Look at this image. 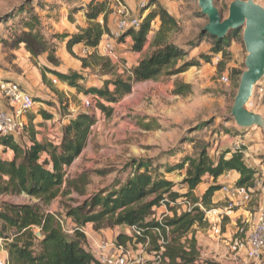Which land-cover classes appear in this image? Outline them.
Here are the masks:
<instances>
[{
  "label": "trees",
  "instance_id": "16d2710c",
  "mask_svg": "<svg viewBox=\"0 0 264 264\" xmlns=\"http://www.w3.org/2000/svg\"><path fill=\"white\" fill-rule=\"evenodd\" d=\"M153 5L156 7L145 15L140 27L128 30L120 38L123 40L131 35L134 41L132 50L141 52L153 31V23L157 19L161 22L159 29L152 36L151 52L132 68L127 78L117 75L112 60L97 51L103 36L110 33L108 26V18L112 14L110 2L90 0L84 7H80L85 11L88 26L79 28L77 33L65 36L68 39L67 51L81 60L84 69L90 68L93 71L95 67H99L102 75L112 74L111 78L104 79L101 87L82 86L80 81L85 77L77 70L70 69L64 73L52 68L61 64L56 56L55 47L35 30L33 24H29L28 29L22 30L15 37L12 48H20L24 44L32 58L36 59L46 54L47 61L52 65V67L43 65L40 68L46 85L53 86L47 75L53 74L79 92L95 95L98 98L97 107L109 116L114 108L108 104L116 103L130 94L134 82L157 80L164 73L167 75L183 73L191 67L201 66V59L211 62V57L207 54L201 55L200 60H185L188 51L170 39L171 34L179 28V21L169 10L159 0H150L141 9V14ZM100 17H103V22L98 20ZM70 19L73 21L72 15ZM241 32L240 28H236L221 38L211 36L213 43L211 52L222 55L218 63L219 72L224 71L226 62L232 56L230 51L232 42L235 38L241 37ZM206 34L207 32L203 30L200 38ZM80 43L96 50L88 56H80L74 51V46ZM180 61L184 62L178 65ZM232 73L237 79L243 71L233 69ZM192 92L191 84L182 80L175 81L173 89L175 95L186 97ZM41 113L46 119L53 117L44 111ZM95 123L94 116L79 112L63 127L62 139L58 145L52 142H39L34 130L29 128V123L26 127L27 135L32 141L29 147L26 143L16 142L13 136H0V144L14 152L12 160L0 159V194H26L37 199L35 203H4L0 210L2 222L0 239L6 242L9 264H100L86 248L87 237L81 229L88 223L93 224L96 231L115 227L130 229V234L123 229L114 239L124 248L128 246L137 248L139 243L148 242L144 250L149 254L155 252L159 257L137 264H217L210 261L201 262L196 231L209 227L206 211L218 207L213 202V197L222 189V185L211 184L202 196H198L195 190L206 175L216 182L221 175L233 170L240 174L238 185L254 187L257 171L246 164L243 151L227 150L214 160L209 154L208 147L203 145L196 156L186 155L181 161L170 166L169 172L186 168V177L182 181V185L186 186L185 192L177 190L176 184L163 176L154 178L147 171L150 161L134 159L135 173L127 178L125 183L116 189L96 192L83 203L68 207L66 217L75 223L73 233L64 229L59 213L44 209V205H49L61 194L70 193L73 188L82 194L85 193L83 178H86V174L73 181H68L65 176L69 167L87 146ZM204 125L200 123L195 128ZM142 128L150 130L151 125L142 123ZM231 131L229 128L225 129L226 133ZM230 152L231 155L227 157ZM44 153H47L49 158L42 160ZM180 200L188 201L190 207L181 210ZM161 204L167 206L171 215L164 214L159 219L154 208ZM223 220H226L225 216ZM5 228L13 232L7 235L4 233ZM135 230H140L142 235H136Z\"/></svg>",
  "mask_w": 264,
  "mask_h": 264
},
{
  "label": "rangeland",
  "instance_id": "374dc122",
  "mask_svg": "<svg viewBox=\"0 0 264 264\" xmlns=\"http://www.w3.org/2000/svg\"><path fill=\"white\" fill-rule=\"evenodd\" d=\"M89 1L0 0V68L4 69L17 59V53L21 47L12 48L13 41L22 30L28 29L29 24H33L35 30L39 31L55 47L56 56L62 63L58 53L64 47L67 39L65 36L70 34L67 27L73 22L70 15L74 20L79 11H84L80 7H84ZM149 1L147 0L146 3L148 4ZM159 1L174 13L179 21V28L171 34L170 39L188 51L185 60H200L201 55L207 54L211 57V62L201 59V66L191 67L183 73L176 75L164 73L157 80L134 82L130 94L116 103L108 104L114 108L109 116L97 107L98 98L93 94H86L75 89L74 92L68 90L67 94L55 97L57 103H54V111L62 116L61 119H72L73 114L85 112L94 116L96 120L87 146L67 170L68 181L76 180L86 174V178H83L85 193L82 194L73 188L70 193L61 194L49 205H44L46 211L60 214L59 219L69 233H73L75 223L66 217L68 207L83 203L96 192L116 189L120 184L125 183L127 178L135 173L134 159L150 161L147 171L154 178L163 176L173 181L176 189L182 192L186 190V186L182 185L186 177V168L172 172H169L168 168L181 161L186 155L196 156L203 145L207 146L208 151L211 152V145L219 140L222 132L226 133L225 129L235 130L231 124L227 123H236L231 117V111L241 78L237 76V79L239 78L237 80L232 70L244 71L246 69L247 51L243 41V28H241V37L235 38L232 42L230 48L232 56L226 62L224 71L219 72L218 63L222 55L211 52L213 44L211 35L207 33L200 38V33L204 30L208 19L200 14L198 0ZM232 1L234 0H214L223 18L228 16ZM255 1L264 6V0ZM136 7L137 10L140 9L138 0H136ZM155 7L153 5L149 9ZM158 20L153 23V26L158 25ZM119 41H124V39ZM44 62L52 67L48 61ZM112 62L117 75L127 78L131 74L132 68L127 65L126 59L119 57V59H113ZM183 62L180 61L178 65ZM45 63L39 58L37 61L33 60V64L39 68L41 65H46ZM12 68L19 69L16 65L14 67L12 65ZM100 72L93 69L88 74H83L85 78L80 81L81 85L85 87L97 85L98 87L100 84L97 80H99ZM224 72L229 73V83L221 81ZM111 76L112 74L105 75L106 78H111ZM185 77L193 87V92L190 94L192 97H189L190 95L183 97L173 93L175 81H183ZM221 93L226 95L224 111H221V104L214 100L216 95H221ZM2 98L4 99L3 96ZM88 101L90 102L87 103ZM248 106L253 111L264 114V77L255 85ZM142 123H149L151 129L142 128ZM200 123L205 125L195 128ZM44 159L46 158H42ZM183 173L185 176L182 177ZM206 182L204 178L202 184ZM35 202L37 199L26 194L3 196L0 194V210L4 203ZM154 209L159 219L164 211H168L165 204L156 206ZM115 229L117 227L112 229L114 234L116 231L121 232V229ZM205 230L209 233L207 228ZM5 232L9 235L13 231L5 228ZM2 243L6 247L4 239ZM129 249L132 251L128 257L129 264L145 263L155 259L152 256L153 253L149 254L144 249L134 247Z\"/></svg>",
  "mask_w": 264,
  "mask_h": 264
},
{
  "label": "crops",
  "instance_id": "0c3cea01",
  "mask_svg": "<svg viewBox=\"0 0 264 264\" xmlns=\"http://www.w3.org/2000/svg\"><path fill=\"white\" fill-rule=\"evenodd\" d=\"M124 1L135 12H139L136 7V0ZM140 1L147 2V0H138V2ZM149 11L150 9L145 11L144 15H146ZM169 12L173 14V16L176 18V15H174V13H172L171 11ZM98 20L100 22H103V17H100ZM159 24L160 21L158 20V25L153 26V31L150 33L148 42L146 43L144 49L141 52H136L132 50L134 41L131 35L126 36L124 38V41H117L115 43V46L117 49L118 57L126 59L127 65L131 68L137 66L138 63L150 52L152 36L154 35L155 31L159 29ZM87 26L88 20L85 15V11H79L78 14L75 15V19L73 20V22L67 25L70 34L77 33L79 31V28H85ZM108 26L110 30H114L116 28V18L112 14L108 18ZM67 40L68 39H66V42L64 43V47L60 50L61 53H58V56L61 58L62 63L59 66L52 68L64 73H67L70 69L77 70L85 75L88 74V72H91L90 68L84 69L82 67L81 60L70 55L66 47ZM95 50V48H89L83 43L74 46L75 53L80 56H88ZM97 51L100 55L107 57L104 51L102 50L100 44L97 47ZM17 55V59L13 60L11 64H9V66H6L4 69L0 68V80L9 79L18 82L26 91L33 95V97L37 100V106H34L33 109L27 114V124L29 123V128L34 130L36 139L39 142H52L58 145L60 144L62 139L63 127L68 124L71 119H61L62 116L58 115L57 111H54V103H57L55 97L57 98L58 96H63L64 93L67 94L68 90L70 92H74L75 88L70 87L67 83L62 82L59 79V82L57 84H53V86L51 87L43 82L41 70L39 66H35L33 64V59L37 61V59L39 58L40 60H43V63H45L44 61H47L46 54L39 56L37 59L32 58L31 53L27 51L25 45L23 44ZM109 59L113 60L112 58ZM12 65L13 67L14 65H16V67L19 69L17 70L12 68ZM94 69L100 71L99 67H95ZM213 69H216L215 66ZM228 74L229 73L227 72L223 73V75ZM47 75L49 81H52L53 78H56V76H54L53 74ZM104 79H106L105 75H102L100 72L99 80H97L98 84H100L98 85V87H101L103 85ZM183 81L185 83L191 84V82L188 81L186 77L183 79ZM93 86L97 87V85ZM225 96L226 95L224 93H221V95L218 94L214 98V100H216L218 104H221V111L225 110ZM189 97H192V95H190ZM49 102H52L53 104L50 105ZM6 108H8V104L2 98L0 92V110H4ZM41 111L52 114L53 117L50 119H46L45 116L41 113ZM261 114L264 116L263 113ZM76 116L77 113L73 114V116L71 117L75 118ZM227 124H231V126L235 128L237 132L235 130H232L230 133L222 132L219 140H216L211 145L212 151L209 152L210 156L214 160H217L223 152L227 150L234 152L236 145L242 143L245 148V162L249 167H252L257 171L256 178L257 180L263 182V187L262 185H259L258 188L255 189V192L253 193V201L249 206L236 207L235 210L226 211V215H224L226 220H222L223 235L220 239L210 236L205 229H197L196 239L201 252V262L203 263V261H210L217 264H264V253L261 259L249 260L247 258L246 249H243L238 253L234 252L231 249V242L237 232L238 224L251 220V213L256 214L259 212H264V131L260 127L257 128L255 126L250 128H241L236 123H234L235 125L230 122ZM14 139L18 143H26L28 147L32 144V141L27 135V132L22 137H14ZM231 152L228 153L227 157L231 155ZM13 158L14 152L11 149H5L4 146L0 144V159L12 160ZM42 158H49V155L45 153L43 154ZM183 176H185V173L182 174V177ZM204 178H206L207 182L205 184L201 183L202 185L200 184L195 190V193L198 196H202V194L211 184L217 183L221 185H226L230 183H237L238 179L240 178V174L235 170L229 171L221 175L216 180V182H214V179L209 175H206ZM185 191L186 190L184 189V191L182 192ZM1 195L3 196L4 194ZM227 200L228 197L222 189L217 191L213 197V202L220 207L218 208V210L221 211V214L225 213L223 207L226 204ZM164 214L171 215V212L164 211L162 213V216ZM250 226L251 224H248L246 226V229H250ZM84 228L88 233H90V236L93 234L92 237L98 240H114L117 234L119 233V231H116V233L114 234L112 229L96 231L93 228V224L90 223L85 225ZM118 229H124L128 234L131 233V230L128 228L125 229L122 227H117V229L115 230ZM91 243L92 241L88 237L86 248L95 256L94 250H92ZM2 255L7 256L8 253L3 252Z\"/></svg>",
  "mask_w": 264,
  "mask_h": 264
},
{
  "label": "built area",
  "instance_id": "2783aa9c",
  "mask_svg": "<svg viewBox=\"0 0 264 264\" xmlns=\"http://www.w3.org/2000/svg\"><path fill=\"white\" fill-rule=\"evenodd\" d=\"M111 5L112 15L116 18V28L110 30V33L105 34L100 42V46L105 55L112 59H119L115 43L120 40L122 35L130 29H138L145 17L141 14V9L144 8L147 3L145 1L139 2V12H135L124 0H108ZM54 84L59 81L57 78L52 79ZM221 81L224 83L230 82L229 75H223ZM0 92L4 99L7 101L8 108L0 110V136H13L22 137L26 133L27 127V114L37 104L36 99L28 91H26L18 82L13 80H1ZM88 101L87 103H89ZM235 150L243 151L245 154L244 145L238 144ZM69 174L67 173L65 178L67 179ZM259 185L263 182L257 180L252 188L238 185L237 183L222 185V190L226 193L228 200L224 205V212L217 208H212L206 211V219L209 221V234L210 236L220 239L223 235L222 220L226 211L235 210L236 207L249 206L253 201V193ZM181 210H187L190 207V203L186 200H180ZM184 207H183V206ZM179 210V211H181ZM251 220L248 222H242L238 224V229L231 242V249L238 253L243 249H246L247 258L249 260L261 259L264 253V212L251 213ZM62 226L64 223L61 221ZM251 224L250 229H246V226ZM65 229V228H64ZM86 237L92 241L91 246L94 250L95 257L100 264H129L128 257L132 254V251L128 248H124L122 245H118L114 240H98L93 238L85 228L81 229ZM136 235H142L140 230H135ZM146 243H139L137 248L144 249ZM133 248V247H132ZM7 252L5 246H3L2 239H0V264H9V255L3 256L2 253ZM154 260L157 259L155 252H153ZM138 262V261H136ZM141 263V262H139ZM144 263V262H142Z\"/></svg>",
  "mask_w": 264,
  "mask_h": 264
},
{
  "label": "water",
  "instance_id": "95a60500",
  "mask_svg": "<svg viewBox=\"0 0 264 264\" xmlns=\"http://www.w3.org/2000/svg\"><path fill=\"white\" fill-rule=\"evenodd\" d=\"M198 1L201 14L208 19L204 30L211 36L221 38L233 29L243 28L246 69L240 78L231 117L241 128L258 126L264 131V116L248 106L255 85L264 77V6L255 0H234L228 16L223 18L214 0Z\"/></svg>",
  "mask_w": 264,
  "mask_h": 264
},
{
  "label": "bare ground",
  "instance_id": "6f19581e",
  "mask_svg": "<svg viewBox=\"0 0 264 264\" xmlns=\"http://www.w3.org/2000/svg\"><path fill=\"white\" fill-rule=\"evenodd\" d=\"M200 2L198 1V4H199Z\"/></svg>",
  "mask_w": 264,
  "mask_h": 264
}]
</instances>
